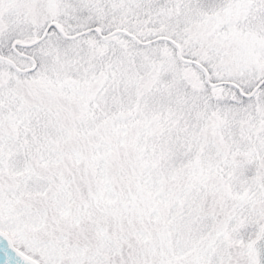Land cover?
I'll list each match as a JSON object with an SVG mask.
<instances>
[{
	"label": "snow or ice",
	"instance_id": "1",
	"mask_svg": "<svg viewBox=\"0 0 264 264\" xmlns=\"http://www.w3.org/2000/svg\"><path fill=\"white\" fill-rule=\"evenodd\" d=\"M0 264H264V0H0Z\"/></svg>",
	"mask_w": 264,
	"mask_h": 264
}]
</instances>
